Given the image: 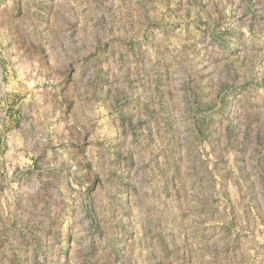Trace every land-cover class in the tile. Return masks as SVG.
I'll return each mask as SVG.
<instances>
[{"label": "rangeland", "instance_id": "obj_1", "mask_svg": "<svg viewBox=\"0 0 264 264\" xmlns=\"http://www.w3.org/2000/svg\"><path fill=\"white\" fill-rule=\"evenodd\" d=\"M0 264H264V0H0Z\"/></svg>", "mask_w": 264, "mask_h": 264}]
</instances>
